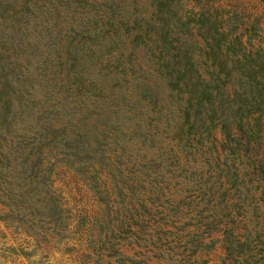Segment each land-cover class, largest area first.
<instances>
[{
  "label": "trees",
  "instance_id": "obj_1",
  "mask_svg": "<svg viewBox=\"0 0 264 264\" xmlns=\"http://www.w3.org/2000/svg\"><path fill=\"white\" fill-rule=\"evenodd\" d=\"M194 1L0 0V218L94 264H264L260 14Z\"/></svg>",
  "mask_w": 264,
  "mask_h": 264
},
{
  "label": "rangeland",
  "instance_id": "obj_2",
  "mask_svg": "<svg viewBox=\"0 0 264 264\" xmlns=\"http://www.w3.org/2000/svg\"><path fill=\"white\" fill-rule=\"evenodd\" d=\"M187 1L188 4L195 3L194 0ZM222 1L225 4L236 2L239 6L260 14L264 37V0ZM29 37L37 39L38 34L30 32ZM54 184L62 192L74 214L85 212L91 216L99 211L100 204L95 191L74 170L59 166ZM87 237L89 235L82 229L63 240L44 241L23 227L0 218V264H94ZM222 253L223 247L217 242L207 254V264H223Z\"/></svg>",
  "mask_w": 264,
  "mask_h": 264
}]
</instances>
